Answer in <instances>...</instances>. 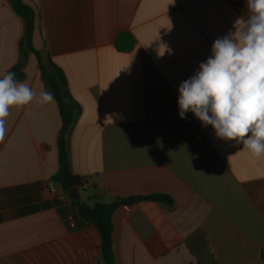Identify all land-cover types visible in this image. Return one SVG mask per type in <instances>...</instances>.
I'll list each match as a JSON object with an SVG mask.
<instances>
[{
	"label": "crops",
	"instance_id": "0c3cea01",
	"mask_svg": "<svg viewBox=\"0 0 264 264\" xmlns=\"http://www.w3.org/2000/svg\"><path fill=\"white\" fill-rule=\"evenodd\" d=\"M32 45L64 75L79 106L68 135L79 203L109 204L116 264H264V156L218 139L178 87L217 37L247 15L246 0H22ZM23 22L0 0V78L24 59V78L47 90L20 44ZM133 45L115 46L119 33ZM0 142V264H102L99 236L51 193L61 127L56 101L12 107ZM165 195L170 204L122 200ZM57 202V203H56ZM59 202V203H58ZM121 202V204H119ZM72 223V225H70Z\"/></svg>",
	"mask_w": 264,
	"mask_h": 264
},
{
	"label": "clouds",
	"instance_id": "9594fccd",
	"mask_svg": "<svg viewBox=\"0 0 264 264\" xmlns=\"http://www.w3.org/2000/svg\"><path fill=\"white\" fill-rule=\"evenodd\" d=\"M246 13L233 30L217 37L211 54L178 87L179 117L191 112L218 139L234 141L254 158L264 156V0H246ZM55 102L52 92L39 97L9 71L0 78V142L12 107Z\"/></svg>",
	"mask_w": 264,
	"mask_h": 264
},
{
	"label": "trees",
	"instance_id": "16d2710c",
	"mask_svg": "<svg viewBox=\"0 0 264 264\" xmlns=\"http://www.w3.org/2000/svg\"><path fill=\"white\" fill-rule=\"evenodd\" d=\"M8 2L23 22L24 31L20 44L21 56H23V46L35 56L43 83L47 91L52 92L55 96L61 127L57 137L58 168L56 173L51 177V181L62 192L67 193L73 187L79 188L81 185L80 179L73 175L70 169L68 145V135L79 113V106L72 100L68 93L63 73L50 60L45 59L42 53L32 45V35L35 25L33 9L22 0H8ZM132 45L133 39L129 34L123 32L116 36L115 46L118 50L126 51ZM23 67L24 59L13 65L8 72H15L16 79L21 81L24 78ZM141 200L167 204L171 202L168 196L157 194L127 198L122 200V202L128 205L134 201ZM59 204L62 203L60 202ZM71 204L72 207L70 210H73L75 215L81 220V226L91 225L95 228L100 241L99 254L102 264H116L111 246V216L118 207V200L109 204L94 202L91 206L86 203H79L77 200H71Z\"/></svg>",
	"mask_w": 264,
	"mask_h": 264
},
{
	"label": "built area",
	"instance_id": "2783aa9c",
	"mask_svg": "<svg viewBox=\"0 0 264 264\" xmlns=\"http://www.w3.org/2000/svg\"><path fill=\"white\" fill-rule=\"evenodd\" d=\"M51 193L54 194V196L58 199V201H60L61 203L67 202L68 198H65V193L60 191L59 189H57L56 187H51L50 189ZM70 225H72V223H70Z\"/></svg>",
	"mask_w": 264,
	"mask_h": 264
},
{
	"label": "water",
	"instance_id": "95a60500",
	"mask_svg": "<svg viewBox=\"0 0 264 264\" xmlns=\"http://www.w3.org/2000/svg\"><path fill=\"white\" fill-rule=\"evenodd\" d=\"M67 194L69 195V197L72 200H75L77 198V196H78V188L77 187H73L72 189L67 191ZM119 204H121V202Z\"/></svg>",
	"mask_w": 264,
	"mask_h": 264
},
{
	"label": "rangeland",
	"instance_id": "374dc122",
	"mask_svg": "<svg viewBox=\"0 0 264 264\" xmlns=\"http://www.w3.org/2000/svg\"><path fill=\"white\" fill-rule=\"evenodd\" d=\"M57 189H59L60 190V188L59 187H56ZM61 191V190H60ZM67 193H65V195H66ZM65 198H68V200H70V197H69V195L67 194L66 196H65Z\"/></svg>",
	"mask_w": 264,
	"mask_h": 264
}]
</instances>
